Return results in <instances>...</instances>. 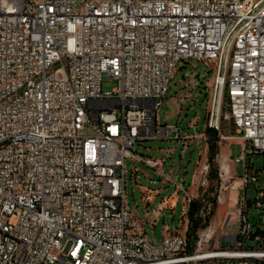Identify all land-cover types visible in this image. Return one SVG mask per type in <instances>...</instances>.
<instances>
[{
	"label": "built area",
	"instance_id": "built-area-1",
	"mask_svg": "<svg viewBox=\"0 0 264 264\" xmlns=\"http://www.w3.org/2000/svg\"><path fill=\"white\" fill-rule=\"evenodd\" d=\"M190 58L212 73L206 128L234 127L244 171L232 245L201 250L211 228L188 254L181 232L150 241L126 182L129 158L157 165L137 144L179 137L157 112ZM256 153L264 173V0H0V264H264Z\"/></svg>",
	"mask_w": 264,
	"mask_h": 264
},
{
	"label": "rangeland",
	"instance_id": "rangeland-1",
	"mask_svg": "<svg viewBox=\"0 0 264 264\" xmlns=\"http://www.w3.org/2000/svg\"><path fill=\"white\" fill-rule=\"evenodd\" d=\"M211 75L212 73L211 71H209L206 62L196 58L181 60L178 62V69L176 70L175 74L171 79L170 89L166 95L169 97L170 95H175L177 94V92L180 91L179 93H181L183 96H186V98L188 99H186V101L184 102L180 117L185 118L187 120L192 119L193 117H197L198 124L201 127L204 126V123L206 121V109L209 104L210 98L207 84L208 81L211 79ZM114 86L115 81L110 79L107 75H104L102 84L103 91L111 90ZM169 109L170 108L167 106L163 99L162 104L157 112V118L159 122H164V119H166L167 121H174V119L179 116L178 112L173 113V111H169ZM83 133L86 135H92L94 134V129L90 124H87L85 129L83 130ZM224 134L226 135V137H222L221 134H219V152L217 155V162L219 164V178L224 184L222 195L229 191H232L235 196H238V194L242 192L241 189H238V186L240 185V175H242L244 171L243 164L241 162H237L235 170L236 175L234 174V171H232L231 175L229 173L227 175L222 176L221 168L222 164L224 163V159L226 158L225 162L227 163L232 162V160H230V158L228 157H225L222 152H224L225 148H227L233 155V157H235L240 153L242 142L240 141V139L227 137L236 135V131L233 126H226V131L224 132ZM160 146H166L165 142L161 141L160 139H154L146 140L141 142V144H137L136 149L139 153H143L145 157L151 155L153 157L160 158ZM251 157L254 160V165L250 167L251 172H255L256 169H259L260 172V179L257 186L251 184L245 190V195L248 198L252 199L257 193L256 187H264V173L260 171L263 166V155L260 153H256L252 154ZM179 160L180 156L179 153H177L173 162V175L175 178L177 177V180L179 182H184V177H186L185 183L188 184V178L191 174L190 170L186 172L189 165L188 158H183L181 164ZM133 166H136V168L139 169L135 176L131 175ZM169 166L170 165H168V167ZM127 168V207L132 211V213L136 217L140 218L143 221L147 231V236L150 241L153 243L159 242L158 240L160 239V221L156 224L154 222H151L150 212L152 208L157 205L160 199L166 197L169 193H171V189L167 186L166 188H164L160 184L159 176L155 169L142 160L129 158L127 160ZM178 168L180 169V171L178 176H176V170ZM208 185L209 180L204 185V188H207ZM148 187L155 188L156 190L157 188H161V191L158 194H154L153 192L145 193V188ZM211 195H213V193H211ZM146 201L149 202V205L146 204ZM209 209L210 203L207 210ZM257 215L258 214L256 208L251 207L249 212L250 219L252 221L256 220ZM175 219L178 222L177 215ZM234 219L237 220V213H235L233 220ZM209 229H211L210 224L207 227L200 229L199 234L204 232L206 233L209 231ZM217 238L220 239L222 247H230L232 245V241L223 237V235H218ZM205 249H207V247L203 246L201 250ZM186 252L188 254L192 253V251H189L188 249Z\"/></svg>",
	"mask_w": 264,
	"mask_h": 264
},
{
	"label": "crops",
	"instance_id": "crops-1",
	"mask_svg": "<svg viewBox=\"0 0 264 264\" xmlns=\"http://www.w3.org/2000/svg\"><path fill=\"white\" fill-rule=\"evenodd\" d=\"M180 92V91H179ZM177 92L175 95L166 96L164 98L165 103L170 108L169 111L173 113L178 112L179 116L174 119V121H167L166 123H175L180 126L179 137H173L171 139H162L166 146H160V158L153 157L157 160L156 166H151L158 173L160 184L166 188L171 189L166 197L160 199L155 207L152 208L150 212V221L155 224L160 221V239L170 233L181 232L186 234L188 228V216L187 209L189 207V200L197 198L200 195L201 187L209 180L208 171L205 170V165H208V155H209V144H210V134L206 128V121L204 126L201 127L198 124V118L193 117L192 119H185L180 117L182 112L184 102L186 101V96ZM187 141L188 145L184 147V143ZM170 148L173 149L172 152L168 151ZM179 153L180 164L183 158H188V170L191 174L188 178V184L185 183L186 177H184V182H179L177 177L173 175V162L175 155ZM225 157L230 158L232 162H225L222 164L221 173L227 175V173L232 174L234 171L236 175V164L234 162V157L230 151L225 148L222 152ZM218 158V157H217ZM168 165H170L168 167ZM223 166L226 168H223ZM139 169L133 166L132 176L137 174ZM180 169L176 170V176H178ZM175 172V170H174ZM161 188H145V193H160ZM237 201V196L229 191L222 195V199L218 202L215 214L210 220L211 228L215 230V234L209 242H205L204 246H221L220 239L217 238L218 235H223V237L232 241V236L238 230V221L233 220L235 213H237L235 205ZM149 205V202L146 201ZM178 216V222L175 217ZM224 217V218H223ZM238 219V215H237ZM171 220V221H170ZM211 230L205 233V235L210 234ZM217 238V239H216ZM202 264H221L216 261H204Z\"/></svg>",
	"mask_w": 264,
	"mask_h": 264
},
{
	"label": "trees",
	"instance_id": "trees-1",
	"mask_svg": "<svg viewBox=\"0 0 264 264\" xmlns=\"http://www.w3.org/2000/svg\"><path fill=\"white\" fill-rule=\"evenodd\" d=\"M210 134L209 155H208V178L207 188L201 187L200 195L190 201L187 209L188 228L186 231L187 249L193 251L199 239V230L210 224L211 217L215 214L217 201V188L220 184L219 164L217 155L219 152V133L215 129L207 128ZM213 193V195H211ZM210 203V209H208Z\"/></svg>",
	"mask_w": 264,
	"mask_h": 264
},
{
	"label": "bare ground",
	"instance_id": "bare-ground-1",
	"mask_svg": "<svg viewBox=\"0 0 264 264\" xmlns=\"http://www.w3.org/2000/svg\"><path fill=\"white\" fill-rule=\"evenodd\" d=\"M224 168H226V166Z\"/></svg>",
	"mask_w": 264,
	"mask_h": 264
}]
</instances>
